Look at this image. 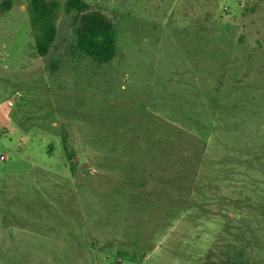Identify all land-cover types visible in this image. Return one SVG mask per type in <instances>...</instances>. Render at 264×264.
Returning a JSON list of instances; mask_svg holds the SVG:
<instances>
[{"label":"rangeland","instance_id":"1","mask_svg":"<svg viewBox=\"0 0 264 264\" xmlns=\"http://www.w3.org/2000/svg\"><path fill=\"white\" fill-rule=\"evenodd\" d=\"M30 1L0 0V264H264V0H85L105 65L66 0L38 56Z\"/></svg>","mask_w":264,"mask_h":264},{"label":"trees","instance_id":"2","mask_svg":"<svg viewBox=\"0 0 264 264\" xmlns=\"http://www.w3.org/2000/svg\"><path fill=\"white\" fill-rule=\"evenodd\" d=\"M4 1L2 7L10 8ZM62 5L58 0H31L28 7L29 23L38 56L44 57L54 47L58 36V21ZM67 14L79 13L75 28V48L97 65L112 62L118 54V29L115 22L101 10L91 9L85 0H66Z\"/></svg>","mask_w":264,"mask_h":264}]
</instances>
